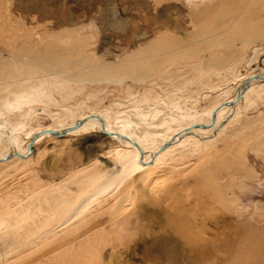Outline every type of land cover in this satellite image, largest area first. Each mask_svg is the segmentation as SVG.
I'll return each instance as SVG.
<instances>
[{"label":"rangeland","instance_id":"obj_1","mask_svg":"<svg viewBox=\"0 0 264 264\" xmlns=\"http://www.w3.org/2000/svg\"><path fill=\"white\" fill-rule=\"evenodd\" d=\"M249 2L0 0V156L14 154L9 126L23 151L26 134L90 114L141 141L207 119L264 76V0ZM255 82L209 141L122 182L108 174L125 146L98 128L0 162V264H264Z\"/></svg>","mask_w":264,"mask_h":264},{"label":"bare ground","instance_id":"obj_2","mask_svg":"<svg viewBox=\"0 0 264 264\" xmlns=\"http://www.w3.org/2000/svg\"><path fill=\"white\" fill-rule=\"evenodd\" d=\"M46 58H47V54L45 53V51L39 52L33 56V60L37 63L38 62L41 63L40 61L46 60ZM58 64L54 62L50 63V65L56 66V67L59 66ZM255 81H260V84H264V76L263 77H249V82L245 83V86L241 94L237 95V93L239 92H236V95L233 100L226 102L225 105L221 104L220 106L217 105L216 107L212 108L207 116V119L203 118L202 122L187 123L186 127H179L174 131H169V135H167L166 137L154 135V136H151L147 141H141V138L135 136L133 133H130L128 129L126 128V126L124 125H121V129H119V131H116V132L111 131L105 125L106 124L105 119L101 115L90 114V115L81 117L77 121L76 124H72L70 127H67L62 130L52 131V130L45 129L43 131L41 130L36 133L26 134L27 142L25 145V149L21 151L23 148V145L19 143L17 137L13 138V134H18L17 133L18 129L9 126L8 127V137L6 139L8 140V143L10 144V146H12V148L14 149L13 150L14 154L9 155L6 158L5 156L4 157L0 156V162H7L11 159L12 156L14 157L30 156L33 152L31 150H32L34 143L42 136L45 137L46 135H48L49 137L60 138V137H63L66 133L73 134L75 132L82 131L84 128L85 129L86 128H89V129L98 128L100 133L107 135V137L110 139L120 140V143L123 146H125L124 149L118 148L116 150V157L114 159V164L111 165L110 172L108 174V175H111V179H113L114 181L119 180L122 182L128 179L129 177L136 176L137 174L143 172L144 170L153 168L157 163H159V160H161L168 152H171L176 149H181V148L187 149L190 145L195 146L199 144V141H203V142H205L206 140L209 141L211 138L210 137L211 133L213 132L214 134L215 129H218L220 127V124L223 122V119H225L229 114H230V116H228L229 118L233 117V115H231L230 113L231 111L235 113L234 116H237L239 102L243 98H245L247 93L252 92L253 85L257 83ZM186 120H190V119L187 118ZM210 127L213 129H211ZM0 128L2 129L5 127L0 126ZM190 128H193L192 129L193 131L188 132ZM197 129H201V130H197ZM159 139H162V140L159 141ZM110 185H111V182L109 181V179H104V181L99 186H97V188L96 187L95 188L98 191H104V190H108L110 188ZM82 206L83 204H80L77 207H75V210H76L75 213H77V208L80 209ZM77 214H72L68 219H66L63 225H66L67 223H69L71 219L73 220V218L76 217Z\"/></svg>","mask_w":264,"mask_h":264}]
</instances>
